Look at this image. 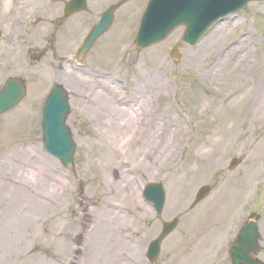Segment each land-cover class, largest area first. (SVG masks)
Here are the masks:
<instances>
[{
  "label": "rangeland",
  "instance_id": "obj_1",
  "mask_svg": "<svg viewBox=\"0 0 264 264\" xmlns=\"http://www.w3.org/2000/svg\"><path fill=\"white\" fill-rule=\"evenodd\" d=\"M28 1L0 0V33L21 34L17 75L27 87L22 104L0 116V264H69L77 260L73 234L84 235L80 226L96 220L77 264L108 263L110 237L126 243L123 236L138 229L135 240L141 238L140 189L149 181L164 186L165 220L189 219L185 232L217 239L228 232L231 240L253 217L264 239V102L251 91L239 101L262 71L264 2L228 15L198 44L185 45L175 61L170 50L181 29L138 51L134 36L146 0H127L79 66L58 60L44 23L35 20L33 31L25 28ZM89 1H100L89 2L88 12L96 14L119 0ZM12 15L19 21L5 26ZM217 58L228 61L231 72L243 67L237 87L216 84L208 69ZM58 81L70 94L72 170L41 146L42 107ZM232 158L241 163L229 170ZM203 185L211 192L193 208ZM117 199L122 227L109 215ZM262 243L258 256L264 260Z\"/></svg>",
  "mask_w": 264,
  "mask_h": 264
},
{
  "label": "water",
  "instance_id": "obj_2",
  "mask_svg": "<svg viewBox=\"0 0 264 264\" xmlns=\"http://www.w3.org/2000/svg\"><path fill=\"white\" fill-rule=\"evenodd\" d=\"M83 1V0H82ZM250 1L264 0H149L140 20L136 35V45L144 48L152 43L162 40L173 28L183 25L185 27L182 41L195 44L217 20L227 14L241 9ZM111 16L109 9L94 27L82 52L87 50L93 40L107 27ZM181 45V44H179ZM174 58H179L176 49L171 52ZM14 82L8 81L0 94V113L12 107L23 96V87L18 83L16 89ZM16 91L15 99H11L12 92ZM68 113L67 95L60 84H56L45 102L42 113L43 148L58 158L66 167L72 166V154L75 144L70 130L65 125ZM236 164L233 160L231 167ZM208 192L207 187H201L196 199L199 200ZM146 198L155 201L158 206L163 203L164 195L161 185L149 184L145 187ZM174 222L165 224L162 236L173 228ZM259 233L254 221L248 220L237 233L235 242L230 246L232 264H262L256 261L252 252L259 249Z\"/></svg>",
  "mask_w": 264,
  "mask_h": 264
},
{
  "label": "flooded vegetation",
  "instance_id": "obj_3",
  "mask_svg": "<svg viewBox=\"0 0 264 264\" xmlns=\"http://www.w3.org/2000/svg\"><path fill=\"white\" fill-rule=\"evenodd\" d=\"M68 1L29 0L31 9L27 11L24 24L26 29L33 31V21L37 19L38 23H44L43 28L46 29V37L52 44L53 53L54 55L58 53L60 58L65 57L63 53H60V47L69 51L80 41H84L87 32L99 18L94 12H88L87 8L66 17L64 9ZM91 4L95 6L98 2L92 1ZM19 18L9 16L5 26L16 25ZM20 36V33L15 34L14 31L9 30L7 37L0 41V77L19 78L17 72L21 69V45L17 38ZM30 38L33 56V33ZM142 219L141 242L135 244L133 236L127 239L128 264H134L136 260H140L141 264H228L226 236L223 235L217 239L215 235L201 240V237H195L192 232L187 230L185 232L187 226L182 228L184 232H181V229L176 236L162 240L156 251L152 253V241L158 236L165 222L163 211L156 212L150 204H145ZM138 237L137 234L136 238Z\"/></svg>",
  "mask_w": 264,
  "mask_h": 264
},
{
  "label": "bare ground",
  "instance_id": "obj_4",
  "mask_svg": "<svg viewBox=\"0 0 264 264\" xmlns=\"http://www.w3.org/2000/svg\"><path fill=\"white\" fill-rule=\"evenodd\" d=\"M222 22H219V23L215 24L214 26H217L218 24H221ZM227 62L228 61H226L224 58H217L215 61L211 62L210 65H213V68H209L208 71H209L210 75L214 77V81L216 82V84L222 85V86L227 87V88L237 87V79L239 78L240 72L243 70V67L239 73H237L236 71L231 72L226 68L229 65V63H227ZM236 67L239 68L240 66H236ZM261 69H262V71H261L260 77L257 80V82L255 83L254 87L251 90L246 89V93L244 94V97L242 95L239 98V101H242L244 98L246 99V98L250 97L251 92H252V93H256L255 96L258 98V100H260L262 103L264 102V62H262V64H261ZM249 91H251V92H249ZM255 96H253V97H255ZM262 107H264V106H262ZM119 166H121V165H119ZM127 182L128 183L126 184V186L131 188V184H129L131 182V178L127 179ZM128 192H129V190H128ZM128 192H127V194H128ZM115 206H116L117 210L114 209V213L112 211L109 212L110 220H112L113 223H115L116 225H120L122 227L126 221L120 215V211L122 209V206L118 202V199L115 202ZM117 242H118V239L110 237V240H108L107 244L105 245L111 251V253L109 254L110 260L108 263H105V264H125L122 261V256H123L124 250L128 249V244L125 245L124 243L120 242L117 245ZM118 249H122V251H118ZM104 259L105 258L102 257L101 261ZM102 264H104V262H102Z\"/></svg>",
  "mask_w": 264,
  "mask_h": 264
}]
</instances>
